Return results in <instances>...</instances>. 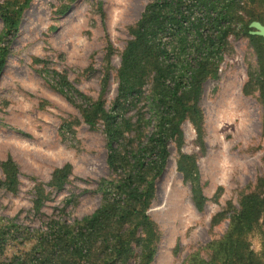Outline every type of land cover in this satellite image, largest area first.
Listing matches in <instances>:
<instances>
[{
    "label": "rangeland",
    "instance_id": "rangeland-1",
    "mask_svg": "<svg viewBox=\"0 0 264 264\" xmlns=\"http://www.w3.org/2000/svg\"><path fill=\"white\" fill-rule=\"evenodd\" d=\"M24 1L0 0V48L8 47L0 75V163L10 158L18 169L16 194L1 186L0 169V226L21 231L6 243L7 256L27 252L49 223L74 224L100 207V182L115 177L106 163L102 123L90 127L82 119L83 97L101 99V80L109 74L102 101L110 110L130 28L152 0H29L14 18L15 36L6 37L1 14ZM242 1L244 19L253 17L264 25V0ZM253 47L238 31L229 36L216 78L202 87L201 132L185 120L180 140L168 145V163L147 212L158 233L149 264L207 261L210 244L226 233L240 197L264 190L259 89L264 84L256 85L258 77L264 80V61ZM143 106H138L141 114L147 111ZM126 116L133 119L135 112ZM181 154L196 160L205 198L201 210L192 202L190 183L177 170ZM64 165L70 166V177L64 190L56 192L48 184L53 171ZM38 188L43 195L37 210ZM247 241L249 250L261 252L257 233Z\"/></svg>",
    "mask_w": 264,
    "mask_h": 264
},
{
    "label": "trees",
    "instance_id": "trees-1",
    "mask_svg": "<svg viewBox=\"0 0 264 264\" xmlns=\"http://www.w3.org/2000/svg\"><path fill=\"white\" fill-rule=\"evenodd\" d=\"M28 1L16 10L1 14L6 37L15 36L14 18ZM242 2L152 0L145 6L140 19L130 28L131 40L120 55L116 96L110 110H105L102 101L109 74H104L101 80V99L90 101L82 96V119L90 127L102 123L108 150L106 163L115 177L101 180L100 207L74 224L49 223L30 249L19 255L7 256L5 247L7 242L16 239L20 229L14 225L0 226V264L151 262L158 233L147 212L156 180L168 163V145L180 140V126L185 120L192 122L198 134L201 132L198 103L202 87L206 80L216 78L229 36L238 31L248 37L264 61V40L249 34L248 25L255 18L244 19ZM7 54L5 45L0 48V75ZM259 84H264L261 77L256 79V85ZM259 89L264 102V86L259 85ZM142 103L147 109V118L139 112L138 106ZM132 111L135 112L133 119L126 116ZM176 167L190 183L192 202L201 210L205 198L195 158L181 154ZM0 169L1 186L16 194V164L8 158L0 163ZM70 173L69 165L54 170L48 186L62 192ZM42 195L43 190L38 188L34 202L37 210ZM224 215L222 212L218 216ZM228 219L226 233L210 244L209 259L199 260L197 264H264V190L256 189L241 196L238 209H233ZM253 233L260 237L259 254L249 250L247 239Z\"/></svg>",
    "mask_w": 264,
    "mask_h": 264
},
{
    "label": "water",
    "instance_id": "water-1",
    "mask_svg": "<svg viewBox=\"0 0 264 264\" xmlns=\"http://www.w3.org/2000/svg\"><path fill=\"white\" fill-rule=\"evenodd\" d=\"M248 28L251 29L250 35L260 37L264 40V25L258 21H252L249 23Z\"/></svg>",
    "mask_w": 264,
    "mask_h": 264
}]
</instances>
